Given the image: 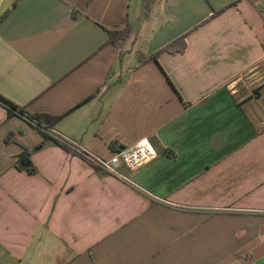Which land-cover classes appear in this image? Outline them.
I'll return each instance as SVG.
<instances>
[{
    "label": "crops",
    "instance_id": "crops-1",
    "mask_svg": "<svg viewBox=\"0 0 264 264\" xmlns=\"http://www.w3.org/2000/svg\"><path fill=\"white\" fill-rule=\"evenodd\" d=\"M0 97L157 152L142 193L0 102V264H264V0H0Z\"/></svg>",
    "mask_w": 264,
    "mask_h": 264
},
{
    "label": "built area",
    "instance_id": "built-area-1",
    "mask_svg": "<svg viewBox=\"0 0 264 264\" xmlns=\"http://www.w3.org/2000/svg\"><path fill=\"white\" fill-rule=\"evenodd\" d=\"M17 114L40 128L45 135L64 147L69 153L84 160L91 167L135 187L142 193H146L144 189L121 172V167L124 166L130 170H136L157 157L155 148L147 139L139 141L132 147L124 148L113 154L112 157L106 159L83 147L73 139L55 131L53 128L39 126L38 122L31 119L27 113L20 114L17 112Z\"/></svg>",
    "mask_w": 264,
    "mask_h": 264
},
{
    "label": "trees",
    "instance_id": "trees-1",
    "mask_svg": "<svg viewBox=\"0 0 264 264\" xmlns=\"http://www.w3.org/2000/svg\"><path fill=\"white\" fill-rule=\"evenodd\" d=\"M128 30L125 31H110L109 32V41H111L114 44H118L120 41L124 40L128 36ZM186 49V43L184 41V37L180 38L171 44L167 45L163 49H161L156 54L152 55L149 58H140L141 62H145L150 59H157L159 54L162 52H169V53H177V52H184ZM0 102L8 106L11 110H13L15 113L19 112L20 114L25 113V111L21 108L15 107L12 104H10L8 101H5L2 97H0ZM30 116V115H29ZM31 119H34L38 122L39 126H44L47 128H52L53 125L60 119V117H53L51 115H37V116H30ZM40 129V128H39ZM18 165L21 170L26 171L30 175L37 174V169L34 167L30 160V155L23 154L18 159Z\"/></svg>",
    "mask_w": 264,
    "mask_h": 264
},
{
    "label": "rangeland",
    "instance_id": "rangeland-1",
    "mask_svg": "<svg viewBox=\"0 0 264 264\" xmlns=\"http://www.w3.org/2000/svg\"><path fill=\"white\" fill-rule=\"evenodd\" d=\"M246 84H247V82H246Z\"/></svg>",
    "mask_w": 264,
    "mask_h": 264
}]
</instances>
